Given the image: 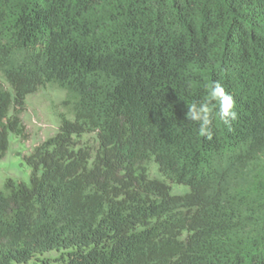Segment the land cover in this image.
<instances>
[{
  "label": "trees",
  "instance_id": "trees-1",
  "mask_svg": "<svg viewBox=\"0 0 264 264\" xmlns=\"http://www.w3.org/2000/svg\"><path fill=\"white\" fill-rule=\"evenodd\" d=\"M0 74V160L28 95L73 111L0 191V264H264V0H0ZM214 81L238 119L209 141Z\"/></svg>",
  "mask_w": 264,
  "mask_h": 264
},
{
  "label": "rangeland",
  "instance_id": "rangeland-1",
  "mask_svg": "<svg viewBox=\"0 0 264 264\" xmlns=\"http://www.w3.org/2000/svg\"><path fill=\"white\" fill-rule=\"evenodd\" d=\"M0 86L13 93L1 74ZM70 101L68 93L53 84L41 87L26 97L25 109L20 117L24 128L23 135L10 136L9 149L0 160V191L5 192L8 180L29 184L31 171L26 163V157L30 156L38 145L57 133L63 118L73 119ZM83 141L93 147L96 145L94 135L85 136ZM149 171L151 179L165 180L155 163H151ZM168 184L174 195H182L189 190L184 186ZM58 256L57 253H47L34 258L28 264H59L56 261Z\"/></svg>",
  "mask_w": 264,
  "mask_h": 264
},
{
  "label": "clouds",
  "instance_id": "clouds-1",
  "mask_svg": "<svg viewBox=\"0 0 264 264\" xmlns=\"http://www.w3.org/2000/svg\"><path fill=\"white\" fill-rule=\"evenodd\" d=\"M188 105L186 118L198 125V133L209 141L213 138L212 126L215 119L230 125L238 119L234 97L219 81L207 86V96L199 102Z\"/></svg>",
  "mask_w": 264,
  "mask_h": 264
}]
</instances>
